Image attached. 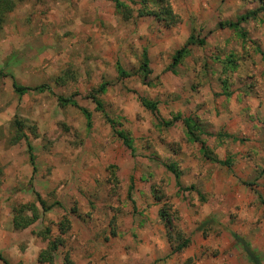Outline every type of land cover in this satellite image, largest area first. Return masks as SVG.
<instances>
[{
    "label": "rangeland",
    "instance_id": "374dc122",
    "mask_svg": "<svg viewBox=\"0 0 264 264\" xmlns=\"http://www.w3.org/2000/svg\"><path fill=\"white\" fill-rule=\"evenodd\" d=\"M123 1L132 9L126 21L112 0H23L5 17L0 149L26 158L23 139L6 146L16 121L32 146L35 171L1 205L12 217L14 207L34 202L36 220L17 231L24 230V244L32 238L29 249L40 247L37 264H64L63 258L122 264V257L132 264H179L185 258L192 264H248L229 232L243 237L264 264V12L237 29L228 26L262 2L164 0L176 21L166 28L152 16L136 17L140 0ZM147 8L153 9L149 1ZM189 34L202 45H190L173 72L167 70ZM142 49L151 71L147 85L136 74ZM229 57L236 67L223 71ZM116 63L136 72L119 79ZM12 83L46 89L19 96ZM101 84L99 111L88 95ZM73 93L76 106L57 103L56 97ZM139 98L155 103V114ZM14 101L10 118L1 116ZM79 109L90 114L88 129ZM112 128L128 135L132 153ZM211 159L229 161L230 169ZM167 164L174 166L179 188ZM190 186L194 190H183ZM33 193L50 209L43 213ZM21 214L22 223L33 215L29 209ZM63 217L69 226L59 234ZM208 217L214 221L197 229ZM179 235L188 246L171 254ZM54 239L60 244L39 262Z\"/></svg>",
    "mask_w": 264,
    "mask_h": 264
},
{
    "label": "trees",
    "instance_id": "16d2710c",
    "mask_svg": "<svg viewBox=\"0 0 264 264\" xmlns=\"http://www.w3.org/2000/svg\"><path fill=\"white\" fill-rule=\"evenodd\" d=\"M23 0H0V28L4 23L5 17L15 8L16 4L22 2ZM113 1V5H114V12L116 14H118L122 21H126L129 18L132 17V9L129 7V5L125 4L123 0H112ZM147 1V2H146ZM149 3L153 6V9H148L147 8V3ZM262 2L261 7H259L256 11H252L249 12L247 14L241 15L239 17H237L236 21L234 23H228V26L230 28L233 29H237L238 25L241 24L240 22H244L246 21L249 17H254L256 12H264V0H260ZM164 2V0H140L139 3V7L135 10V15L136 17H143V16H152L154 18H156L157 20L162 22V25L166 28L172 27L174 26L176 23L175 21V17L172 14L169 6H167L164 2V4H162ZM240 36L243 37V33L240 32ZM202 41L201 40H195L192 37V34H189L186 41L183 43V45L178 48L177 50L174 51L173 55L171 56L170 59V63L167 67V70L173 72L174 68L186 57V55L188 54V47L190 45H202ZM225 68L223 69V71H225V69H234L236 67V63L234 60H232L230 57L225 59ZM115 71L117 74V77L119 79L122 78H127L129 76H131L133 73L132 72H125L118 63L115 64ZM151 71L149 69L148 66V58L146 55V51L144 49H142L141 55H140V62L137 68V72L136 74H139L140 79H141V83L143 85H147L148 84V76L150 75ZM221 86H223L222 88V93L224 94L225 97L228 96V93L226 92V83L225 81H221ZM104 88V84L100 85L99 88L97 90H94L90 92V94L88 95V98H90V100L94 103L95 108L97 110L100 111V104L97 101L95 94H97L98 92L102 91ZM42 89H46V86L44 85H39L36 87H23V86H18L14 83H12V90L15 94L17 95H21L27 91H40ZM73 96L74 93L72 94V96H70L69 98H62V97H56L57 103L61 106L63 105H71V106H76L75 105V101L73 100ZM139 103L140 105L145 108L146 110H148L150 113L155 114V103L153 102H149L143 98H139ZM81 111V113L83 114L84 118H85V126L88 129L90 127V114L85 110V109H79ZM102 117L104 118V120H106V122L108 124L111 125L110 120H108L106 118V115L103 114V112H101ZM174 119V118H173ZM172 119V120H173ZM171 122L166 123L165 125H169ZM13 125H15L17 127V129L14 130V134L11 136V139L9 138L8 142L9 144H14L16 142H18L19 140L23 139L25 142V151H26V155H27V159L29 164L32 167V170L34 172L35 168H34V156L32 153V146L31 144L28 142V139L25 137V135H23L21 133V130L18 129V123L15 121L12 123ZM112 127V126H111ZM112 134L115 135L116 138H118L122 145L129 150L130 153H132V146H131V139L128 137V135L124 132V131H117L115 129L112 128ZM211 161L226 167L228 170L230 169V163L229 161H215L214 159H211ZM165 170L170 172L173 175L174 178V185L179 188V182H178V174L174 169V166L171 164H167L165 165ZM132 185L130 184L127 188V192H126V196L130 197V191L132 189L131 187ZM186 191H192L194 190L192 186L188 187L187 189H183ZM33 195L35 196V200L37 202V204H39L41 211L44 213L45 211L49 210L50 207L45 206L44 202L39 198V196L36 193H33ZM197 195L199 196V194L197 193ZM199 201H203L202 197L199 196ZM157 199H159V197H157ZM29 209V211L33 214L32 217L22 223L21 220L24 219V217H22L21 213L26 210ZM13 212L15 213L12 216V227L15 230L18 229H23L26 226H28L29 224H31V222H33L34 220H36L37 218V214H36V208L34 207V203L28 204L27 205H20L17 207L13 208ZM159 217L164 221L165 224H169V221L167 219V216H163V215H159ZM208 221V222H207ZM211 221V223L214 221L212 220L210 217L204 219L201 223H199L198 228L200 229L201 226L205 225L206 223L209 224V222ZM69 226V222L66 218H62L61 221L57 224V230L59 234H63L65 229H67ZM230 237L232 238L234 244L239 248L240 252L242 253L243 257L245 258V260L247 261L248 264H262L261 263V258L260 255L250 246V244L240 235H238L235 232H229ZM180 236V235H179ZM180 240L177 241V243L173 244V242H171V247H170V253L171 254H176V253H180L183 249H185L188 246V239L184 238L182 236H180V238H177ZM60 244L59 240H52L48 247L46 248V251L41 252L38 255V260L40 262V259H42V256L44 254H48L49 252H53L57 246ZM48 260H51V257H48ZM0 261L2 262V264H8L5 260H3L0 256ZM63 263L64 264H71L67 259L63 258ZM179 264H192V259L191 258H185L183 259Z\"/></svg>",
    "mask_w": 264,
    "mask_h": 264
},
{
    "label": "crops",
    "instance_id": "0c3cea01",
    "mask_svg": "<svg viewBox=\"0 0 264 264\" xmlns=\"http://www.w3.org/2000/svg\"><path fill=\"white\" fill-rule=\"evenodd\" d=\"M18 7H19V3L16 4L15 8L12 11L18 10ZM101 42H106V41H103V39H101ZM146 55L148 58L147 51H146ZM148 62H149V58H148ZM11 91L13 92L12 84H11ZM15 106H16V102L14 101L13 103H11L9 108L6 109V111L3 114H1V116L10 113V115L5 116L7 119H9L10 116L13 114V109L15 108ZM12 145L13 144H6V146H12ZM34 168H35V163H34ZM33 173L34 172L32 170L31 165L28 162L27 155L26 158H21L19 160H16L12 148L10 150L6 148L4 152H2L0 149V256L4 257L8 263H17L20 261L21 262L25 261L24 264H37L36 257L40 247H36L35 249L34 248L29 249L30 248L29 244L32 245V238L27 239L28 244L27 243L24 244V236L21 233L24 230L17 231L13 229L11 223L12 217L9 213V209L6 206L1 205L2 203H4L3 205H6L9 202L8 198L10 196V189L14 188L17 185H21L27 180L29 181ZM23 245H25V247H23ZM228 258H229L228 259L229 263H234V261L231 260V255H229ZM121 262L122 264L123 262L124 264H132V262L126 259V257H122Z\"/></svg>",
    "mask_w": 264,
    "mask_h": 264
}]
</instances>
